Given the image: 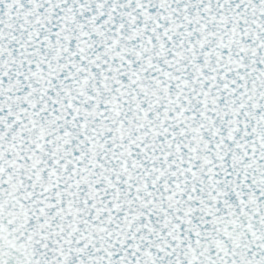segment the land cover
<instances>
[{
  "label": "snow or ice",
  "instance_id": "snow-or-ice-1",
  "mask_svg": "<svg viewBox=\"0 0 264 264\" xmlns=\"http://www.w3.org/2000/svg\"><path fill=\"white\" fill-rule=\"evenodd\" d=\"M0 264H264V0H0Z\"/></svg>",
  "mask_w": 264,
  "mask_h": 264
}]
</instances>
